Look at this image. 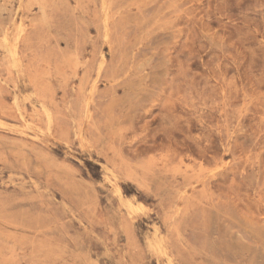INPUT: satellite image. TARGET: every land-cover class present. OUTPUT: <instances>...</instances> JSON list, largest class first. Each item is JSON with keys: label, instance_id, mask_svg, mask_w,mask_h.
Here are the masks:
<instances>
[{"label": "rangeland", "instance_id": "obj_1", "mask_svg": "<svg viewBox=\"0 0 264 264\" xmlns=\"http://www.w3.org/2000/svg\"><path fill=\"white\" fill-rule=\"evenodd\" d=\"M0 264H264V0H0Z\"/></svg>", "mask_w": 264, "mask_h": 264}]
</instances>
